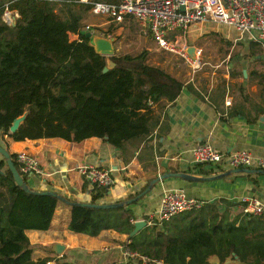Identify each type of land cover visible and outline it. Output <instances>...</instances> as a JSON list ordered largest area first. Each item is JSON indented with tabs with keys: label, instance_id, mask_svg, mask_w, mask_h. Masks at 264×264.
<instances>
[{
	"label": "crops",
	"instance_id": "crops-1",
	"mask_svg": "<svg viewBox=\"0 0 264 264\" xmlns=\"http://www.w3.org/2000/svg\"><path fill=\"white\" fill-rule=\"evenodd\" d=\"M11 2L0 0V6L9 5L11 8ZM90 11L96 16L94 19L99 21L92 25L101 32L111 34L114 44L115 36L108 31L132 19L117 23L95 13L93 9ZM141 30L149 34L155 43L151 33H145L143 26ZM184 36L192 47H198L196 45L200 42L205 46L207 43L212 44L217 36L230 42L232 47L226 54L228 58L232 57L231 62L224 67V79L207 83L202 82L201 76L187 81L182 79L181 70L174 67V54L164 60L147 56L150 64L164 68L184 83L176 100L162 99L152 106L154 126L147 137L128 141L123 148H116L107 141V136H93L80 142L60 137L16 141L5 136V147L10 153L25 150L41 161L46 174L27 177L29 186L37 190H54L81 202H90L93 195L99 194L98 203H114L125 202L130 194L141 191L150 183V190L138 201L126 204L135 214L134 223L138 220L147 222L132 237V232L126 234L113 229L104 230L98 236L75 233L69 229L71 210L64 202H60L48 230L27 231L34 247V260L52 257L76 263V260L83 258L86 264H113L122 260L126 249L131 248L132 238L146 227L156 225L163 229L170 221L148 223L150 215L159 208L162 195L174 189H183L188 196L204 201L201 208L174 216V230L189 222H203L211 226L217 223L221 227L211 244L219 250L229 242L237 244L236 235L242 232L250 239L264 238V216L246 213L242 202L243 197H256L264 201V169L256 163L252 167L238 169L196 164L192 154L195 146L206 143L226 154L235 150H248L257 160L264 158V64L248 71V67H252L258 58L257 47L263 46L235 27L214 21L194 24ZM155 47L158 51L170 53L156 43ZM150 49L153 50V47ZM234 50L237 52L235 57ZM87 164L111 169L115 179L113 186L94 191L97 187L78 170ZM177 173L192 178L179 177ZM164 174L172 175L159 179ZM231 222L234 223L233 230L226 228ZM55 243L64 244L65 251L61 254L52 251ZM222 258L224 261H220ZM207 259L208 264H249L254 257L250 255L245 262L233 254L225 256L220 253L211 254Z\"/></svg>",
	"mask_w": 264,
	"mask_h": 264
},
{
	"label": "trees",
	"instance_id": "trees-1",
	"mask_svg": "<svg viewBox=\"0 0 264 264\" xmlns=\"http://www.w3.org/2000/svg\"><path fill=\"white\" fill-rule=\"evenodd\" d=\"M112 1L12 0L10 7L20 15L15 26L3 20L5 6H0V142L6 135L16 141L60 137L74 142L107 136L111 145L123 148L128 141L152 132V106L162 99L176 100L184 83L150 64L145 51L111 56L115 67L104 72L107 57L95 51L85 33L79 40L69 37V32L80 30L85 12L94 3ZM23 114L25 120L11 133L14 120ZM10 154L20 172L16 154ZM149 190L150 183L124 201L133 204ZM98 195H93L90 203L97 204ZM60 202L71 210L69 229L75 233L98 236L113 229L129 234L135 228V214L129 206L98 208L62 194L25 191L15 184L2 156L0 264L49 263L50 258L33 259L34 247L27 231L48 230ZM220 227L217 223L189 222L174 230V222H168L154 237L149 232L156 225L142 239L132 238L130 246L142 254L163 258L165 264H208L209 255L220 253L233 254L245 262L251 255L254 260L249 264L264 262V238L250 239L245 232L236 235L237 244L229 242L222 250L215 249L211 242ZM226 228L233 230L234 223Z\"/></svg>",
	"mask_w": 264,
	"mask_h": 264
},
{
	"label": "built area",
	"instance_id": "built-area-1",
	"mask_svg": "<svg viewBox=\"0 0 264 264\" xmlns=\"http://www.w3.org/2000/svg\"><path fill=\"white\" fill-rule=\"evenodd\" d=\"M88 2V0H81ZM6 5L3 20L8 25L17 23L19 13ZM92 9L111 21L122 23L127 18H134L143 26L145 33H151L158 47L167 52L181 56L184 63L198 68L201 63L202 48L195 47L194 55L184 33L197 23L214 21L235 27L241 33L264 48V0H116L112 2H96ZM101 32L92 24H86L77 32H69V37L79 40L81 33ZM98 35L112 38L105 31ZM196 164L227 166L231 169L249 168L256 163L264 169V158L256 159L248 150H235L230 154L219 151L211 144H198L192 150ZM16 161L20 165V173L24 177L42 176L46 171L41 161L28 151L16 153ZM80 174L97 188H110L115 179L111 169L87 164L78 168ZM244 211L249 214L264 216V201L256 197H243ZM204 205L202 199L190 197L183 189L165 192L159 208L150 215L149 224H162L177 214L199 209ZM131 243V241H130ZM157 257L141 254L127 248L124 258L113 264H163Z\"/></svg>",
	"mask_w": 264,
	"mask_h": 264
},
{
	"label": "rangeland",
	"instance_id": "rangeland-1",
	"mask_svg": "<svg viewBox=\"0 0 264 264\" xmlns=\"http://www.w3.org/2000/svg\"><path fill=\"white\" fill-rule=\"evenodd\" d=\"M60 15H62V12H58ZM94 14L92 12L86 11L85 12V18L83 20V25L86 24H96L99 21L98 19H94ZM96 17V16H95ZM143 31L141 30V26L135 21L133 18L128 19L125 21V24H122V26H116L113 27L112 30L110 29L108 32L112 33L115 36V53L114 55H124V54H132L137 55L143 51L147 52V56L149 58H155L157 56V59H166L173 57L174 54V67L178 68V70H181L180 77L182 79L190 80V79H198L199 76L200 79H202V82H209L210 80L216 81L224 79L223 73L226 72V64L231 62V58H228L227 54L232 44L230 42L224 41L223 39L219 38L218 36L214 41H212V44H208L207 46L203 45L201 42L198 43L196 46L199 48H202V54H201V63L198 68H192L189 65L184 63V60L181 56L175 54V53H163L162 51H158L155 48V43L149 37V34H142ZM96 33H101L99 31H96ZM204 35H202L200 38H202ZM74 39V36L71 35L70 39ZM191 42V41H190ZM153 47V50L150 48ZM235 49H238V47H235ZM236 50L233 51L234 57L237 55ZM113 55V56H114ZM257 55L258 58H256V62L253 64L252 67H248V71H250L251 68H256L257 66H261L264 64V49L260 46L257 47ZM148 61V60H147ZM236 67H238L236 65ZM4 147L6 146V141L1 140L0 142ZM174 219H171L169 222L171 223ZM166 226L168 223L165 224ZM164 225V228H165ZM155 227V226H152ZM152 227H146L143 232L137 235V239H142L143 235L145 234L146 230L151 231ZM163 228V229H164ZM162 228H154L153 232H149L151 237H154L157 235L156 231L161 230ZM83 257V256H81ZM51 262H57V258ZM49 264V263H48ZM76 264H86L85 261L82 259L76 260ZM91 264V263H90Z\"/></svg>",
	"mask_w": 264,
	"mask_h": 264
},
{
	"label": "water",
	"instance_id": "water-1",
	"mask_svg": "<svg viewBox=\"0 0 264 264\" xmlns=\"http://www.w3.org/2000/svg\"><path fill=\"white\" fill-rule=\"evenodd\" d=\"M86 37L89 39L90 44L94 47L95 51L101 55H104L107 57V66L104 68V72H107L110 69H113L115 67V62L111 59V56L115 53V44L113 38L104 37L92 32L85 33ZM195 47H190L189 52L194 55ZM26 114H23L22 116L17 117L12 126L10 127V132L14 133L18 130L21 123L25 120ZM0 154L4 157L5 161L7 162L8 168L13 174V178L16 185L21 186L25 191L27 192H36L39 194H52L55 196L60 197V194L54 190H37L34 191L32 187L29 186L26 178L19 172L10 152L7 150L6 147H4L2 144H0ZM172 174H164L159 179H165L167 177H170ZM174 175V174H173ZM179 177L184 178H192V176L183 174V173H177L176 174ZM127 202H114V203H90L86 202V205L94 206L98 208H114L117 206H124L127 204ZM147 222L145 220H138L135 222V228L131 233V237L138 232L142 227L146 226ZM65 245L61 243H55L53 247L51 248L52 251H55L57 254H61L65 251ZM49 264H56L55 262L49 263Z\"/></svg>",
	"mask_w": 264,
	"mask_h": 264
}]
</instances>
